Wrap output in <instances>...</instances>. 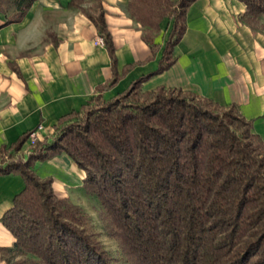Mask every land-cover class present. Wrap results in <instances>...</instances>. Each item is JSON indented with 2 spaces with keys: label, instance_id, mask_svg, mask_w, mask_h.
<instances>
[{
  "label": "trees",
  "instance_id": "trees-1",
  "mask_svg": "<svg viewBox=\"0 0 264 264\" xmlns=\"http://www.w3.org/2000/svg\"><path fill=\"white\" fill-rule=\"evenodd\" d=\"M35 1L0 0V12L20 21ZM196 1H129L153 56L163 21L172 28L158 70L109 100L103 92L121 76L105 21L93 17L113 79L80 111L61 118L54 137L38 140L27 156L18 152L30 133L0 151V175L25 182L2 220L17 240L6 264H123L101 244L85 210L59 198L52 179L37 175V162L62 154L85 171L84 188L101 203L124 264H264V139L253 132L254 120L236 105L191 92L142 89L176 62L175 47ZM239 1L249 24L264 15V0Z\"/></svg>",
  "mask_w": 264,
  "mask_h": 264
},
{
  "label": "crops",
  "instance_id": "crops-1",
  "mask_svg": "<svg viewBox=\"0 0 264 264\" xmlns=\"http://www.w3.org/2000/svg\"><path fill=\"white\" fill-rule=\"evenodd\" d=\"M129 1L36 0L20 21L0 12V151L39 126L40 139L50 138L61 118L80 111L113 79L112 58L106 45L96 44L103 35L93 17L105 21L121 76L103 92L104 99L158 70L172 21L161 24L153 56L143 39L145 28L128 11ZM246 13L239 0L193 3L175 47L176 62L146 80L143 91L180 89L221 106L236 105L264 139V15L249 24ZM35 171L52 179L61 199L81 205L88 196L86 173L67 154L37 162ZM24 189L20 175H0V264L17 241L2 220Z\"/></svg>",
  "mask_w": 264,
  "mask_h": 264
},
{
  "label": "rangeland",
  "instance_id": "rangeland-1",
  "mask_svg": "<svg viewBox=\"0 0 264 264\" xmlns=\"http://www.w3.org/2000/svg\"><path fill=\"white\" fill-rule=\"evenodd\" d=\"M56 133L54 132L51 137H54ZM80 206L85 210V212L90 216L95 232H97L99 241L104 246L106 251L113 256L116 260L124 264V257L121 249L119 248L117 242L110 238L107 234V229L102 221L103 208L99 200L93 196L89 195L83 198L80 202ZM27 260L28 258H21L20 260ZM16 260H19V258ZM6 264V263H5Z\"/></svg>",
  "mask_w": 264,
  "mask_h": 264
},
{
  "label": "built area",
  "instance_id": "built-area-1",
  "mask_svg": "<svg viewBox=\"0 0 264 264\" xmlns=\"http://www.w3.org/2000/svg\"><path fill=\"white\" fill-rule=\"evenodd\" d=\"M96 44L105 45V38L101 36L96 41ZM43 131V127L39 126L36 130L32 131L29 135L26 145L18 152L20 155L27 156L30 153V148L40 139V134Z\"/></svg>",
  "mask_w": 264,
  "mask_h": 264
}]
</instances>
